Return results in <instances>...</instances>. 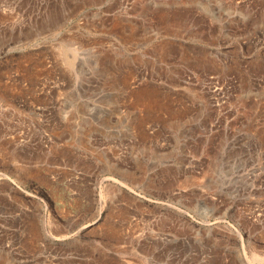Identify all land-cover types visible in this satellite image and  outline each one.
<instances>
[{"label": "rangeland", "instance_id": "obj_1", "mask_svg": "<svg viewBox=\"0 0 264 264\" xmlns=\"http://www.w3.org/2000/svg\"><path fill=\"white\" fill-rule=\"evenodd\" d=\"M0 264H264V0H0Z\"/></svg>", "mask_w": 264, "mask_h": 264}]
</instances>
